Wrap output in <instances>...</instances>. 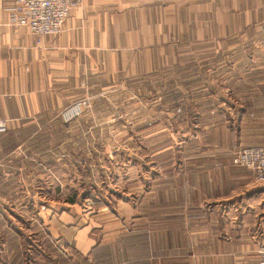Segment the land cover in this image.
I'll return each instance as SVG.
<instances>
[{"label":"crops","instance_id":"crops-1","mask_svg":"<svg viewBox=\"0 0 264 264\" xmlns=\"http://www.w3.org/2000/svg\"><path fill=\"white\" fill-rule=\"evenodd\" d=\"M78 1L62 33L38 42L12 24V0H0V119L9 124L0 133V264H258L264 183L232 156L264 145V0ZM145 80L190 98L183 118L158 108L157 126L205 132L185 129L157 147L166 165L158 162L151 201L86 218L78 193L59 201L62 112L92 99L70 125L85 139L72 169L94 178V138L117 127L113 97Z\"/></svg>","mask_w":264,"mask_h":264},{"label":"rangeland","instance_id":"rangeland-1","mask_svg":"<svg viewBox=\"0 0 264 264\" xmlns=\"http://www.w3.org/2000/svg\"><path fill=\"white\" fill-rule=\"evenodd\" d=\"M152 82L151 80H145L138 85L133 84L129 87L132 92L129 93L128 91L127 95L113 97V104L118 103V106L117 109L113 107L111 113L113 118H117L119 121H114L117 122V127L113 123L111 129L113 138H94V140L96 139L95 149L97 151V157L91 161L92 165L95 161L96 166L94 178L93 175L77 173L72 169L82 166L80 163H76L72 154L82 150L76 145L77 143L84 144L82 140L85 139L78 138L79 133H83L81 129L75 130L70 125L73 120L81 118L87 113L92 105L91 97L83 98L89 99L91 103L83 115L70 122L64 121L68 126L60 129L59 134L61 136H59V156L61 157L59 158V201H61V204L65 199L78 193V200L81 204L80 209L84 214L88 213L86 212L88 209L91 211L94 210L93 208L97 210L102 208L113 216V213H117L116 204L118 201L128 200V202L138 204L144 197L147 203L151 201L152 192H150V187L153 176L159 170L157 167L158 162L163 161L159 159L158 155H154L157 152V147L171 145V143H168L171 139L168 138L172 135L183 138L185 129L188 132L191 131V134L205 132L200 127L188 130V127H182V124H178V121H171L166 127L157 126L156 117L158 113L156 111L158 108L161 106H163L162 108L174 107L176 114H178L176 115L177 118H183L185 105L190 106L191 102L190 98L186 99L184 95L172 94L169 90L164 92L163 88L159 87L158 82ZM195 97L198 96H193V98ZM119 101L122 102V109L120 110L118 109L120 108ZM123 102H125V105ZM197 103L199 104V102ZM179 108L181 109L180 112L178 111ZM160 117L165 118L167 116L161 113ZM173 118L177 119L175 114ZM121 123L126 126L122 127ZM120 134L122 136L127 134V137L123 138ZM158 136H161V138H157ZM175 147L176 145H173L172 150ZM176 150H179V147H176ZM104 152L107 159H103V155L100 157V153L104 154ZM164 161L166 160L164 159ZM84 164L88 166V160H85ZM102 165H106L107 168H103ZM165 165L166 162L160 163L161 167H165ZM89 184H93L95 189L92 188L93 186L90 187ZM86 196L91 199L86 200L83 206L82 201L86 199ZM106 204L110 205L108 206L109 209L104 208ZM143 209L144 214L151 213L150 204L144 206ZM91 216V214L88 215V218L91 219ZM85 217L87 218L86 214ZM133 229H135V223H130L127 230L131 231Z\"/></svg>","mask_w":264,"mask_h":264},{"label":"built area","instance_id":"built-area-1","mask_svg":"<svg viewBox=\"0 0 264 264\" xmlns=\"http://www.w3.org/2000/svg\"><path fill=\"white\" fill-rule=\"evenodd\" d=\"M78 4V0H12L8 10L12 24L29 28L40 42L45 36L61 34L69 13ZM90 105L89 99L74 102L62 112L63 120L70 122L83 115ZM8 130V121L0 119V133ZM232 163L252 170L255 182L264 183V145L239 148L233 152ZM46 208V204L41 206L42 210ZM258 253V264H264V244Z\"/></svg>","mask_w":264,"mask_h":264}]
</instances>
